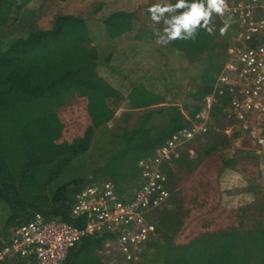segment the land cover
<instances>
[{
  "label": "trees",
  "instance_id": "obj_1",
  "mask_svg": "<svg viewBox=\"0 0 264 264\" xmlns=\"http://www.w3.org/2000/svg\"><path fill=\"white\" fill-rule=\"evenodd\" d=\"M28 1L0 0V208L8 211L6 221H0V245L15 226L37 212L46 219L84 226L85 217L73 215V206L77 194L94 181L93 177L67 176L85 156H94L95 179L109 177L117 191H123L125 180L141 178L139 161L152 156L157 147L190 124L188 117L195 119L203 108L204 97L216 82L209 68L213 66L204 61L203 55L221 44L217 41L220 30L214 27L215 13L209 25L212 34L201 27L194 41L177 39L159 45L157 38L148 39L146 35L152 33L151 28L156 32L165 25L143 24L147 19L135 11H113L103 21L109 37L116 43L133 42L128 52L133 62L136 55L145 57L151 51L149 71L141 75L142 80L121 85L113 81L117 75L111 54L102 58L98 48L90 45L91 35L83 16L60 13L52 28L32 27L23 35L7 34L8 24L17 19L14 15ZM165 2L174 5L177 0H160L159 4ZM180 11L184 9L177 14ZM102 69L107 75L101 73ZM193 77L199 87L190 92L192 106L189 102L187 106L192 109L186 115L176 99ZM71 95L87 98L91 124L82 136L60 141L64 123L57 107ZM124 101L129 109L141 112L135 124L122 134L105 133L102 139L97 135L99 128L114 118V103ZM166 109L172 116L169 124L152 133L148 122ZM217 233L205 232L190 252L169 250L160 264H264L263 223L253 230L233 228ZM113 237L108 232L86 236L70 249L63 264H113L97 253ZM18 263L36 264L25 258Z\"/></svg>",
  "mask_w": 264,
  "mask_h": 264
},
{
  "label": "rangeland",
  "instance_id": "obj_2",
  "mask_svg": "<svg viewBox=\"0 0 264 264\" xmlns=\"http://www.w3.org/2000/svg\"><path fill=\"white\" fill-rule=\"evenodd\" d=\"M154 1L159 4L160 0ZM167 4L168 2H165V5ZM152 5L149 0H29L14 15L17 19L10 21L6 33L19 36L28 33L32 27L52 28L56 16L60 13L83 16L91 35L90 45L98 48L102 58L111 54L114 59L112 64L115 65L114 73L117 77H114L113 81L121 85H129L131 81L135 83L141 81V75L149 71L147 62L151 60V51L149 50L150 55L145 57L136 55L133 62L128 53L134 46L133 42H114L106 32L103 21L113 11L130 10L150 21L148 23L147 20H143V24H153L161 28L164 25L163 20L157 23L152 20L151 13L146 12ZM13 9H17V6ZM214 15L216 19L214 27L220 30L217 41L221 44L213 52L203 55L204 61L213 66H209L213 77L223 71L231 45V29L227 28L222 17H218L216 13ZM151 29L152 33L146 36L148 39L157 38V31L155 32L154 27ZM221 29H225L223 34H221ZM158 31L163 33V30ZM142 69L145 70L142 71ZM100 71L107 75L104 72L107 71L106 69ZM198 87L197 78H191L188 84L183 86L181 96L176 99L186 115L192 109L190 92ZM223 99L224 89H220L216 101L212 102L210 130L205 135L186 143L175 156V168L169 170L170 197L148 214V220L156 225V234L150 241L148 249L146 248L144 256H141L138 261L129 262L115 247L105 243L97 251L103 261L113 264H160L169 250L178 253L190 252L194 247V242L205 232L215 231L217 233L233 228L241 231L253 230L261 223L264 224V152L261 154L256 152L252 134L250 135L249 132H227L232 122L227 116ZM188 102L191 104L190 107L187 106ZM114 106L116 107L114 118L104 127L99 128L97 132L102 139L105 133L122 134L130 130L141 113L129 109L125 101L114 103ZM57 108L58 115L64 123L63 136L60 141H72L82 136L91 124L86 97L71 95L64 105ZM171 117L168 109L162 113H155L153 119L148 122V125L152 127V133L165 128ZM188 119L191 123L192 117ZM194 120L196 118L192 119ZM182 155L191 161L177 163L178 157ZM231 156H233L232 159H230ZM93 161V155L85 156L82 161L72 166L67 177L79 174L78 176L85 177L86 180L88 177H93L94 181L99 182L109 180V177H101L102 180L95 179ZM104 163L107 164L106 160ZM192 163L202 166L200 169L197 165L191 168L189 165ZM225 168L239 172L243 180L249 179L250 190L212 191L211 187L217 182V175ZM203 173L209 178V185L205 182L198 183V175ZM139 177L133 181L125 180L121 186L123 191H119L120 194L128 195L134 192L142 182ZM231 178L233 179V176ZM5 211L0 208L1 222L6 221L8 211ZM203 242L205 241H202L201 245ZM173 245L181 246L171 247Z\"/></svg>",
  "mask_w": 264,
  "mask_h": 264
},
{
  "label": "built area",
  "instance_id": "obj_3",
  "mask_svg": "<svg viewBox=\"0 0 264 264\" xmlns=\"http://www.w3.org/2000/svg\"><path fill=\"white\" fill-rule=\"evenodd\" d=\"M222 16L231 29L225 67L216 77L197 120L179 129L150 157L139 161L140 186L123 195L112 181H91L76 196L73 215L85 217L84 226L46 219L37 212L14 227L0 245V264H19L22 258L36 264H63L71 248L88 235L114 234L105 243L125 260L138 261L156 234L148 214L170 197L169 170L184 145L211 128L210 111L224 89L226 112L232 125L227 132H249L256 152H264V0H227ZM33 258V259H31Z\"/></svg>",
  "mask_w": 264,
  "mask_h": 264
},
{
  "label": "clouds",
  "instance_id": "obj_4",
  "mask_svg": "<svg viewBox=\"0 0 264 264\" xmlns=\"http://www.w3.org/2000/svg\"><path fill=\"white\" fill-rule=\"evenodd\" d=\"M227 7V0H192L191 3H189L188 0H177L174 5H152L148 9L151 13L152 20L157 23L163 20L165 25L163 34L159 31L156 32V43L159 45H167L177 39L194 41L198 29L201 27L207 29L209 34H212L213 29L209 27V25L213 13L223 16ZM181 9H184V11H180L179 14H177L178 10ZM165 13L169 14L167 18H165ZM224 31L225 29H221V34H223ZM223 101L225 105H227L225 98Z\"/></svg>",
  "mask_w": 264,
  "mask_h": 264
},
{
  "label": "crops",
  "instance_id": "obj_5",
  "mask_svg": "<svg viewBox=\"0 0 264 264\" xmlns=\"http://www.w3.org/2000/svg\"><path fill=\"white\" fill-rule=\"evenodd\" d=\"M226 107H227V105H226ZM185 158L186 157H181V156L178 157L177 163L178 162L183 163L184 161H182V160H184ZM232 158H233V156H231L230 159H232ZM189 161H191V160L189 158H186L185 162H189ZM195 165L198 166V169H200V167L202 166L198 163H195ZM231 176H233V179L231 178ZM214 181L215 180L213 179V182ZM202 182H205L206 184H208V182H209V178L205 176V173L198 175V183L201 184ZM248 182H249V179L243 180V178L239 174V172H234V170H232L230 168H225V170L221 171V173H219L217 175V182H215L213 184V186L211 187V190L212 191H249L250 189L248 187L249 186Z\"/></svg>",
  "mask_w": 264,
  "mask_h": 264
},
{
  "label": "flooded vegetation",
  "instance_id": "obj_6",
  "mask_svg": "<svg viewBox=\"0 0 264 264\" xmlns=\"http://www.w3.org/2000/svg\"><path fill=\"white\" fill-rule=\"evenodd\" d=\"M154 236H155V235H154ZM154 236H153V237H154ZM153 237L150 239V241L153 239Z\"/></svg>",
  "mask_w": 264,
  "mask_h": 264
}]
</instances>
